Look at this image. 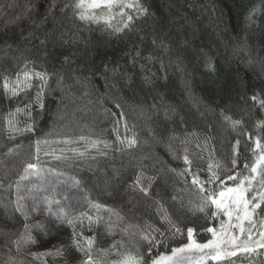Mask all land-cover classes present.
<instances>
[{
  "label": "trees",
  "instance_id": "1",
  "mask_svg": "<svg viewBox=\"0 0 264 264\" xmlns=\"http://www.w3.org/2000/svg\"><path fill=\"white\" fill-rule=\"evenodd\" d=\"M68 2L56 0L55 17L36 28L27 16H43L52 0H0V264H62L53 257L34 259L31 255L68 244L72 234L55 216L31 210L34 200L43 202L45 198L60 201L51 205L54 213L90 212L95 216L99 211L106 221L109 213L105 208H91L99 203L118 212L124 225L136 229L151 225L165 232L168 225L162 222L155 203L159 200L182 232L174 237L169 234L151 252L142 243L140 251L148 264L187 244L188 227L195 229L197 243H207L213 239L207 228L219 231L229 218L223 211L213 217L216 208L212 205L204 212L196 211L201 199L192 176L178 173L187 167L182 159L186 148L193 161L191 172L202 181L208 179L210 163L227 165V172L218 170L225 180L227 174H240L241 178L249 174L245 163L254 161V141L259 137L264 142V109L251 100L254 94H264V0H140L149 14L135 20L132 31L119 36L105 31L103 25L79 21L70 8L61 12ZM29 5L32 12L26 14ZM253 9L256 14L249 21ZM26 64L29 69L53 75L49 94L44 97L45 110L36 106L34 111L35 130L13 134L5 123L8 114L28 103L37 88L10 100L3 94L2 82L4 77L14 78ZM59 77H63L62 86L57 84ZM146 77L150 83H145ZM222 110L241 120V126L233 130L222 123ZM20 119L23 127L28 121ZM81 136L104 143L90 148L79 140ZM133 137L138 142L134 148L120 143ZM38 139L49 143L41 144L37 153ZM66 139L73 143H58ZM237 140V164L233 167L232 148ZM8 148L15 152L7 155ZM71 149L86 154L79 157ZM61 155L68 159L53 158ZM27 162L54 168L63 175L45 173L43 178L33 176L20 182L27 223L43 221L51 231L45 236L34 230L38 242L17 251L12 241L26 221L15 211V184ZM138 174L151 179L150 197L129 188ZM238 182L226 180V186ZM205 187L219 190L213 185ZM255 187L259 190L258 184ZM253 220L252 232L258 238L264 231V211L257 209ZM86 223L83 235H96L97 249H110L116 241L127 251L137 252L134 241L120 228L108 235L103 226L88 231ZM231 223L236 224V219L232 217ZM244 227L252 226L245 221ZM229 231L240 235L238 228ZM246 238L247 233L241 236ZM199 255L190 254L194 258ZM10 256L14 258L11 262ZM105 259L113 264L120 257L110 251ZM206 264H264V250L251 257L238 254Z\"/></svg>",
  "mask_w": 264,
  "mask_h": 264
},
{
  "label": "snow or ice",
  "instance_id": "2",
  "mask_svg": "<svg viewBox=\"0 0 264 264\" xmlns=\"http://www.w3.org/2000/svg\"><path fill=\"white\" fill-rule=\"evenodd\" d=\"M71 9L73 15L81 22L91 23L96 25H103L104 30L108 31L110 34L119 36L125 32L132 31L134 21L146 17L148 9L140 3V0H70V2L65 3L63 8L60 9L64 12L66 9ZM56 0H52L47 12L43 16L38 18H33L32 16H27L29 20L32 21L36 28H40L48 23L49 17H55ZM26 14L32 12V6L29 5L25 9ZM135 13V15H133ZM256 14V9H253L248 16L249 21L253 20ZM24 18V17H21ZM38 20V22H37ZM43 43V41H41ZM155 44V41H153ZM137 57L140 55L139 51L136 53ZM151 59V57H149ZM67 60V58H66ZM53 74L47 71H37L34 68L29 69L27 64L24 69L17 72L14 78L4 77L2 82L3 94L8 99H16L21 96V94H27L29 90L33 87L37 88L35 96L29 100L28 103L24 104L22 107L18 106L14 111L10 112L6 118V126L8 131L13 134H23L27 132H33L35 130V116L34 111L36 106L39 110L43 112L46 108L44 103V97L49 94V81ZM34 81H38L35 84ZM149 78H145V83H150ZM58 86L63 85V77H59L57 80ZM88 93L85 92V95ZM251 100L254 104H258L261 109H264V94H254L251 96ZM116 107H120L119 103ZM21 117L26 121L23 127H20ZM222 123L228 124L233 130L238 129L242 121L234 119L231 115L224 112L220 113ZM121 119H124L123 113H121ZM262 125L258 124L257 127ZM125 128L127 124L125 123ZM194 135V134H193ZM11 138V136H10ZM119 139V137H117ZM251 139V137H249ZM79 140L85 141L90 148H96L99 143H104L99 140H91L81 136ZM49 141L44 139H38L36 141L37 153L40 151L41 144H48ZM64 144L73 143L70 139L63 140ZM122 145L127 148H134L137 146V140L133 138H127L125 140H120ZM186 143V141H182ZM240 141L237 140L233 145V159L231 160V165L236 166L237 160L236 155L238 154V146ZM254 148L252 149V155L254 161L249 165L245 163V168L249 170V174L240 177L237 175H226V180L237 181L234 187H227L226 180L220 172L221 168H224L227 172V165H222L220 163L208 165L209 176L205 181L200 180L199 176L191 172L193 161L189 158L188 150L185 148L182 159L184 164L187 166L183 171L178 173L179 175H184L187 173L192 176V185L196 188L197 193L200 194L201 203L196 207V211L204 212L209 206H215L216 211L212 212L211 215L216 217L217 214L223 211L224 215L228 216L227 224L222 223L220 230L209 227L207 231L212 233L213 239L209 240L207 243L200 244L194 239L193 227L187 228V240L188 243L182 245L181 247H176L172 249L171 255H163L152 259L151 264H192L193 259L195 264H206V261H223L228 260L231 257H236L238 254H245L248 257L260 254L261 250H264V231L258 233V238H254L252 228L255 227V221L253 216L256 214L257 209L264 211L262 205H264V142L258 137L254 141ZM109 147L107 143L104 145ZM199 147V145H197ZM71 151L79 156H85V152H77L76 149H71ZM15 152L14 148H8L7 155H12ZM48 155L49 153H45ZM55 160H66L68 157L63 155L53 156ZM180 158V157H177ZM39 157L37 156V160ZM173 171H175L173 169ZM45 173H52L55 175H63L62 172H57L54 168L44 169L40 167L39 163L27 162L24 164L23 173L16 181L15 188L17 193V198L15 201V211L20 212L25 217V224L23 226V231L20 233L17 239L12 241L13 246L17 251L22 250L28 245L36 244L38 241L32 235L34 230H38L45 236L50 235V227L47 223L40 221L35 225H30L27 223L28 216L24 212V204L22 201L24 197L20 195L21 191V181L27 180L30 177L43 178ZM147 182V183H146ZM217 182L219 184L217 185ZM75 183H79L75 181ZM213 185L216 188H206L205 185ZM259 185V190L256 189L255 185ZM151 179L144 177L142 174H138L135 180L129 185V188L133 191H138L144 197L151 196ZM29 193L32 189L28 190ZM249 193L252 195L249 197ZM176 197H173L175 200ZM41 203L44 207H41ZM56 203L59 205L60 201H53L51 199L45 198L43 202H37L34 200L32 211L41 212L45 211L48 216H55L56 221L60 225L66 224L72 230L70 241L68 244L53 245L51 249L32 253L34 259H39L42 257H53L62 261V264H107L106 257L109 255L110 251H114V254L119 256L118 261H114L113 264H148V261L142 255L140 251V245L146 243L148 245V250L151 252L152 248L158 244H163L165 240L171 236H175L182 232L181 228L176 225L171 217L168 215L167 209L163 207L159 200L155 201L158 209V214L161 216L163 223L168 225L165 232H161L159 229L154 228L149 225L145 229H136L134 225H124L123 217L119 215L118 212L111 208H107L105 205L99 203L91 204V208L97 210L105 208L109 213L108 219L105 221L104 217L99 214L93 216L90 212H81L78 215H69L65 211L53 212L51 205ZM235 214L236 224H232V217ZM114 218V219H113ZM85 221L88 231L95 232L97 228L103 226L105 232L108 235H114L115 230L120 228L125 236L129 237L134 241L137 252L132 253L127 251L126 246L122 242L114 241L110 246V249H97V236L92 235L85 237L83 235V229L85 227ZM247 221L252 227L245 228L244 222ZM264 224V221L261 222ZM80 231H77V229ZM231 228H238L240 235H235L229 230ZM135 229V230H134ZM247 233L246 239H241ZM163 238V239H161ZM121 248L125 250L120 251ZM207 250V251H205ZM78 253L79 255H73V253ZM200 253L197 257H192L187 255L188 253ZM13 257H9V261H13Z\"/></svg>",
  "mask_w": 264,
  "mask_h": 264
},
{
  "label": "rangeland",
  "instance_id": "3",
  "mask_svg": "<svg viewBox=\"0 0 264 264\" xmlns=\"http://www.w3.org/2000/svg\"><path fill=\"white\" fill-rule=\"evenodd\" d=\"M9 160H11V158H8V160H7L8 162H11V161H9ZM49 185H50V184H49ZM49 185H48V186H49ZM51 186H52V185H51ZM49 188H50V187H49ZM50 193H52V187L50 188ZM233 218L235 219V214H233ZM194 253H196V252L188 253L187 255H190V254L193 255Z\"/></svg>",
  "mask_w": 264,
  "mask_h": 264
}]
</instances>
